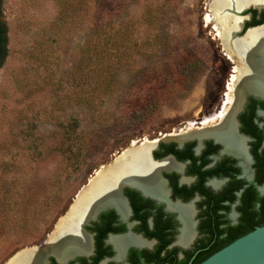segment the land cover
Masks as SVG:
<instances>
[{
    "label": "rangeland",
    "instance_id": "obj_1",
    "mask_svg": "<svg viewBox=\"0 0 264 264\" xmlns=\"http://www.w3.org/2000/svg\"><path fill=\"white\" fill-rule=\"evenodd\" d=\"M211 1L0 0V264L45 239L131 142L219 105L228 78Z\"/></svg>",
    "mask_w": 264,
    "mask_h": 264
},
{
    "label": "flooded vegetation",
    "instance_id": "obj_2",
    "mask_svg": "<svg viewBox=\"0 0 264 264\" xmlns=\"http://www.w3.org/2000/svg\"><path fill=\"white\" fill-rule=\"evenodd\" d=\"M224 1L223 7L210 10V22L224 56L228 81L213 112L194 120L184 130L191 133L210 120L220 121L233 81L244 76L240 72V63L246 62L241 46L250 32L261 33L259 57L264 63V0H251L241 7L234 0ZM227 41L235 49L230 50ZM4 49L5 29L0 19V61ZM245 94L248 96L241 106ZM238 102L232 114L231 138L216 130L214 136L182 141L158 138L165 133L148 141L136 140L134 147L153 143L147 150L150 163L158 165L168 160L171 164L156 171L162 193L157 195L156 187L148 183L123 179L117 197L126 216L110 203L102 202L103 210L79 225L87 243L76 252L64 254L63 259L45 250L42 264H183L186 259V264H191L196 257H210L221 250L250 226L264 225V91L246 90ZM131 146L132 142L104 168ZM99 171L102 170L96 173ZM186 208L190 217L184 224L180 209ZM56 225L38 245L23 249L36 247L42 252ZM187 231L189 240L179 244ZM114 239L120 244L119 250Z\"/></svg>",
    "mask_w": 264,
    "mask_h": 264
},
{
    "label": "bare ground",
    "instance_id": "obj_3",
    "mask_svg": "<svg viewBox=\"0 0 264 264\" xmlns=\"http://www.w3.org/2000/svg\"><path fill=\"white\" fill-rule=\"evenodd\" d=\"M249 1L251 0H234L239 7ZM224 4V0H212L210 10L214 11L219 9ZM226 32L228 33V30ZM260 43L261 33L256 32L248 33L243 41L241 49L243 50L246 62L240 63L242 66L240 72L244 76L242 79L233 81L231 92L227 96V106L223 113H221L218 123L210 120L209 124L204 123L202 128L197 130V132L191 133L190 130L180 131L178 134L165 136L163 139L182 141L183 139L191 137H209L214 136L216 130L231 138L233 131L232 114L239 103V97L246 90L264 91V63L259 57ZM226 45L230 50L235 49L234 46H231L230 41H227ZM152 144L144 142L139 147H133L127 150L114 164L98 172L90 180L89 186L80 193L68 214L58 222L53 233L48 237L46 247L42 252L39 249L22 252L7 264H42V257L45 250V253H53L59 259H63V255L66 253L71 251L76 252L80 245L87 243V239L79 231L80 223H82V220L90 211L97 205L102 204V202L110 203L119 210L122 216H126V209L117 197V189L123 179L127 178L130 181L136 180L138 183H148L156 187L157 195L162 193V186L156 176V171L162 167L169 168L171 164L168 160L158 165L149 162L147 150L148 146ZM225 148L226 151L229 150L228 145ZM180 213L181 221L187 224L190 217L189 211L187 208L180 209ZM188 236L189 233L187 231L185 237L180 238L178 243L181 245L186 244L187 242L184 240H189L190 236L187 238ZM112 242L116 244L118 247L116 248L119 250L120 244L118 241L114 239ZM132 242L134 241L132 240Z\"/></svg>",
    "mask_w": 264,
    "mask_h": 264
},
{
    "label": "water",
    "instance_id": "obj_4",
    "mask_svg": "<svg viewBox=\"0 0 264 264\" xmlns=\"http://www.w3.org/2000/svg\"><path fill=\"white\" fill-rule=\"evenodd\" d=\"M247 96L248 94L247 95L245 94L244 96L241 97V106L244 105ZM103 169L104 167L101 168L100 170ZM88 186L89 184H87L80 190V192L77 194L76 198L74 199L72 205L70 206V209L76 202L80 193L83 190H85ZM103 206L104 205L96 206L86 217H84L82 222L96 216L98 212L103 210ZM68 212L66 213V215L68 214ZM33 249H37V248L33 247L31 249H21L17 251L14 257H12L9 261L14 259L18 254ZM45 257L47 259L46 255H44V258ZM199 264H264V225L257 227L253 231L236 239L235 241L228 244L221 250L217 251L216 253H214L213 255H211L210 257H208Z\"/></svg>",
    "mask_w": 264,
    "mask_h": 264
},
{
    "label": "trees",
    "instance_id": "obj_5",
    "mask_svg": "<svg viewBox=\"0 0 264 264\" xmlns=\"http://www.w3.org/2000/svg\"><path fill=\"white\" fill-rule=\"evenodd\" d=\"M95 2H97V0H94ZM86 6V3L84 2L82 5H79V3L77 4V6H75V7H73V5H72V7H73V9H75V10H71L72 11V13L74 12L75 13V15H76V11L77 10H81L82 8H84ZM94 8H96V7H93V9ZM117 11H118V13L121 15V11L122 10H120L118 7H117V9H116ZM61 20H63V19H61ZM93 22H98V19H97V17H96V14H95V17H94V21ZM62 23V22H61ZM97 24V23H96ZM96 27H100L101 26V28H103L104 29V25H102V24H97V25H95ZM94 26V27H95ZM185 66H188V65H185ZM191 66H195V63H192V65H189V67H191ZM82 143V149H83V151L85 152V157H88V156H92V155H94L95 153H96V148L94 149V147H92V145L90 146V145H88L87 143L84 145V142H81ZM64 145V144H63ZM65 146V145H64ZM66 148V149H65ZM63 149V151H62V153L63 154H67L68 152H69V148L67 147V146H65V147H63L62 148ZM81 149V150H82ZM81 150L80 151H77L78 153V155L80 156V152H81ZM75 151V150H74ZM93 152V153H92ZM77 159L79 158V157H76ZM81 161H83V160H80V162ZM262 226V225H261ZM257 227H260V226H250L246 231H245V233H243V234H241V235H238V236H236L234 239H232L228 244H230V243H232L233 241H235L236 239H238V238H240V237H242V236H244V235H246L247 233H249V232H251V231H253L255 228H257ZM227 244V245H228ZM225 247V246H224ZM208 258V256H205V257H203V258H198V257H196L193 261H192V263L191 264H199V263H201L202 261H204L205 259H207ZM189 259H190V257H189ZM188 259H186L185 260V262L183 263V264H186L188 261H187Z\"/></svg>",
    "mask_w": 264,
    "mask_h": 264
}]
</instances>
